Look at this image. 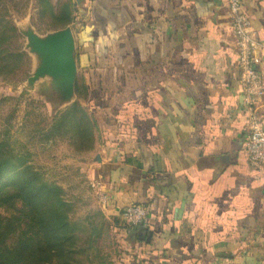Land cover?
<instances>
[{
    "label": "crops",
    "instance_id": "0c3cea01",
    "mask_svg": "<svg viewBox=\"0 0 264 264\" xmlns=\"http://www.w3.org/2000/svg\"><path fill=\"white\" fill-rule=\"evenodd\" d=\"M71 1L102 211L149 208L150 238L131 241L152 264H264V165L245 153L229 0ZM242 2L264 45V0ZM256 113L264 126V96Z\"/></svg>",
    "mask_w": 264,
    "mask_h": 264
},
{
    "label": "trees",
    "instance_id": "16d2710c",
    "mask_svg": "<svg viewBox=\"0 0 264 264\" xmlns=\"http://www.w3.org/2000/svg\"><path fill=\"white\" fill-rule=\"evenodd\" d=\"M39 8L40 16L52 18L55 30L74 22L72 1L56 9L50 0H39ZM18 37L16 26L0 12L1 80L13 78L27 63L24 51L11 48ZM88 90L77 81L79 99L53 119L45 131V140L66 139L83 155L94 149L96 120L79 101L87 97ZM71 210L62 187L45 180L30 164L29 155L15 153L0 133V264H82L81 257L88 249L83 247L79 223L71 219ZM116 224L130 241L132 236V241L149 239L147 231L144 238L137 236L144 223L126 226L119 216ZM90 244L89 240L88 248Z\"/></svg>",
    "mask_w": 264,
    "mask_h": 264
},
{
    "label": "rangeland",
    "instance_id": "374dc122",
    "mask_svg": "<svg viewBox=\"0 0 264 264\" xmlns=\"http://www.w3.org/2000/svg\"><path fill=\"white\" fill-rule=\"evenodd\" d=\"M50 1L58 9L62 3L71 0ZM0 12L9 18L19 33L11 48L21 49L28 56L25 67L16 76L7 81L0 79L2 137L15 153L28 154L30 164L45 180L64 190L65 199L72 206L70 217L79 223L83 247L88 249L81 257L82 264H152L148 253L130 241L125 231L116 226V220L102 211L88 178L89 160L76 152L66 139L44 138L53 119L73 102L62 104L63 94L51 87L52 80L47 76L30 83L39 60L24 34L29 30L43 38L62 29H53L49 15L40 16L39 0H0ZM73 23L68 26L72 30ZM89 240L90 248L86 245Z\"/></svg>",
    "mask_w": 264,
    "mask_h": 264
},
{
    "label": "built area",
    "instance_id": "2783aa9c",
    "mask_svg": "<svg viewBox=\"0 0 264 264\" xmlns=\"http://www.w3.org/2000/svg\"><path fill=\"white\" fill-rule=\"evenodd\" d=\"M228 17L235 37L238 54L239 83L243 102L249 113L245 153L250 166L264 165V126L259 120L256 108L264 96V71L260 70L264 45L252 19L243 8L242 0H229ZM91 188L96 191L102 207L107 205V197L100 189V181L93 179ZM149 208L132 204L124 209L120 220L126 226L142 225L147 219Z\"/></svg>",
    "mask_w": 264,
    "mask_h": 264
},
{
    "label": "water",
    "instance_id": "95a60500",
    "mask_svg": "<svg viewBox=\"0 0 264 264\" xmlns=\"http://www.w3.org/2000/svg\"><path fill=\"white\" fill-rule=\"evenodd\" d=\"M29 47L38 56L39 65L30 78L33 84L41 77H49L51 87L63 94L62 104L71 103L75 95L77 76V61L75 58V37L71 27H66L46 37H40L32 31H27ZM146 229L141 228L137 234L144 238ZM150 238V233L148 234Z\"/></svg>",
    "mask_w": 264,
    "mask_h": 264
}]
</instances>
